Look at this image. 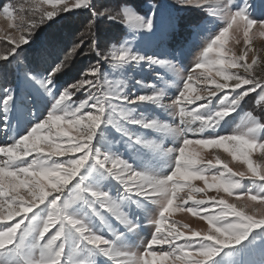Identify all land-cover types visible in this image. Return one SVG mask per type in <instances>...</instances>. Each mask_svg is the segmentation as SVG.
<instances>
[{"label":"snow or ice","instance_id":"1","mask_svg":"<svg viewBox=\"0 0 264 264\" xmlns=\"http://www.w3.org/2000/svg\"><path fill=\"white\" fill-rule=\"evenodd\" d=\"M176 3L221 23L205 38L187 77L180 76L174 99L163 76L145 78L157 66L178 76L183 71L174 52L150 55L142 47L154 35L163 41L172 27L157 33L158 4L140 9L130 0L111 7L41 0L18 24L11 22L16 9L0 5L16 32L0 50V264H244L245 255L264 256V164L252 159L257 150L264 155V116L248 112L241 126L221 134L251 94L264 108V80L251 72L257 57L247 63L252 38L264 36V19L251 17L249 0ZM76 10H88L91 19L71 47L59 33L36 44L37 29ZM101 20L123 26L103 47L94 31ZM241 37L245 48L236 55L230 43ZM81 55L91 61L76 69ZM22 56L32 59L24 63ZM72 71L78 78L57 84ZM197 101L205 102L189 110ZM158 110L178 116L179 125L162 123ZM153 132L180 142L166 148L149 138ZM206 148L222 149L246 171L219 157L204 160ZM197 180L204 186L193 185ZM208 190L243 202L196 198ZM174 205L207 227L169 222ZM145 220L154 231L133 251Z\"/></svg>","mask_w":264,"mask_h":264},{"label":"rangeland","instance_id":"2","mask_svg":"<svg viewBox=\"0 0 264 264\" xmlns=\"http://www.w3.org/2000/svg\"><path fill=\"white\" fill-rule=\"evenodd\" d=\"M41 0H0V5L10 4L12 5L16 11L14 12V18L11 19L13 24L20 23L19 17L21 15L30 14L32 10L36 6L40 4ZM250 9L249 14L253 19H264V0H249ZM149 4H158V11L156 16V31L159 33L161 29L166 28L169 23H171L172 27L169 29L166 38L163 41H159L156 39L155 35L151 37L152 40L151 44H147V39L142 47L148 54H164L168 51H172L175 53L177 57V61L183 68V71L179 73V76L173 71L171 68H161L159 66L156 67L155 73L152 75H145V78L148 82H152L154 76L159 74L164 77V79L168 82V96L170 98H175L178 94L177 92V81L179 80L180 76L186 78L188 74V70L194 65L196 57L201 51V45L205 43V38L210 34L212 30L215 29V25L217 23H221L219 21H212L211 17L207 14L206 11H200L197 9H189L184 8L176 3V0H158V3H146L142 6L141 9H145ZM111 7L109 5H106ZM113 6V5H112ZM23 7L24 11L21 12L20 9ZM45 7H51L50 4H46ZM0 12H2V8H0ZM10 20L8 18L3 17L0 15V50H2L6 45L4 43L5 37L9 34L15 35V29L9 28ZM46 26H42V29H37L36 35L34 36V40L36 44L41 43L46 39V37H42L43 30ZM56 29V26H49L48 30L50 31V36L55 33L53 32ZM42 31V32H41ZM65 31V30H64ZM97 34L98 40L101 42V46L106 41H111L113 38L117 36V33L123 32V26L121 25H114L108 21L101 20L98 24L97 28L94 29ZM58 33L63 34V31H57ZM41 33V34H40ZM66 33V32H65ZM67 34V33H66ZM63 36V35H62ZM72 37L69 41L65 39L66 43L69 47H71V43L73 40H76ZM90 39V37H88ZM35 47V45H34ZM230 47L232 51L236 55H240L242 49L245 48L243 44V39L241 37L240 42H231ZM253 49V51L248 53L247 56V63L252 64L253 56L257 57V63L252 66L251 72L252 75L255 77L264 80V36H261L259 32L252 38L251 44L249 45ZM88 51V48H85V52ZM163 58V56L161 57ZM24 60V63H29L31 61V57L28 59H24L23 56L21 57ZM91 61V56H77L75 57V68L76 69H83L88 66ZM177 61H174L176 63ZM203 71V70H199ZM243 72V70H241ZM71 73V74H70ZM69 76L61 75L57 80V84L60 86H67L68 83H71L74 77L78 78V72L72 71L67 72ZM64 77V78H63ZM12 79V77H9ZM63 81H62V80ZM119 78L116 77L114 83H118ZM159 83V82H158ZM182 87V85H179ZM194 88H197V85H193ZM203 85H200L202 88ZM211 87V86H210ZM200 88H197L199 91ZM228 91V90H225ZM194 94V93H193ZM201 94H204L201 92ZM222 95V94H221ZM80 98H83L82 96ZM75 99V98H74ZM214 101L218 104L219 100L217 98H213ZM258 96L253 93L250 97L246 98L245 101L242 103L240 108L238 109L237 113L233 114V119L230 121L229 125L223 129L221 134H231L237 126H241L245 119L246 114L248 112H252L253 115L257 117L264 116V108L257 103ZM166 103L169 101L166 100ZM205 101H197L193 105H189L188 108L191 110L192 108L197 107L199 104L204 103ZM46 115V113H45ZM158 118L161 120L162 123H167L171 125L173 128H176L179 125V117L176 116L173 118L172 116L168 115L163 111L157 112ZM207 134L205 133V136ZM150 139H156L158 142L162 141L166 148H175L177 144L180 142L176 138L175 135L167 132H153L150 136ZM190 139H197L201 138L199 135H193L189 133ZM201 156L204 160L208 159H215L219 157L221 160L228 162L229 167H231L234 171H246V166L242 165L238 161H232L231 157H229L222 149H215V148H206L201 150ZM30 159V157H29ZM253 161L256 164H264V155L261 154L259 150L255 151L252 156ZM216 168H220V166H216ZM213 169V171L216 170ZM220 170H223L220 168ZM193 185L197 187H203L204 184L202 181H193ZM245 185L248 184V181H244ZM181 195H185L186 193H182ZM215 196L219 199L221 196H224L225 199H228L230 202L234 203H242L243 201H237L235 197H227L226 194L223 192L217 193L214 190H208L206 193L196 194L197 199H206L207 197ZM193 202L189 201L188 204L191 205ZM153 208L156 206L153 205ZM173 211L166 214L168 216L169 222L176 221L178 226L182 224H188L194 230H202L207 227L206 222L200 220L198 217L194 216L191 213H187L185 211H180L175 209V205L173 206ZM157 213H152L150 215H156ZM2 223V222H0ZM145 231L142 232L139 237L134 241L133 251L142 250L136 246L142 245V242L149 238V232L154 231L153 228L149 225L148 221H144ZM167 247V246H165ZM237 261L241 259V257H235ZM261 259H264V256L261 255L259 251L252 253L251 255H245L243 257L244 264H260Z\"/></svg>","mask_w":264,"mask_h":264},{"label":"trees","instance_id":"3","mask_svg":"<svg viewBox=\"0 0 264 264\" xmlns=\"http://www.w3.org/2000/svg\"><path fill=\"white\" fill-rule=\"evenodd\" d=\"M116 2H117V0H93V3L97 7H99L101 4H103L105 6L106 5L112 6ZM130 2L141 9L142 6H144L146 3H158V0H130ZM76 12H77V14H74L71 16H68L67 14H65L64 20L57 19L55 24H51V27L56 26V29L53 32L58 33L57 31H59V28H60V30L63 31V34H61V33H59V34L63 35V38L68 39L69 41L74 36L79 37L81 35V33H87L88 22L91 19V13L88 10H76ZM100 22L101 21L97 22V25L95 28H97V26ZM48 27H49V25L46 26V28L43 30V34L41 35L44 38L46 37V39L48 37H50V31L48 30ZM120 33H122V32L117 33V36ZM75 39H77V38H75ZM64 75L69 76V74H67V73H65Z\"/></svg>","mask_w":264,"mask_h":264}]
</instances>
